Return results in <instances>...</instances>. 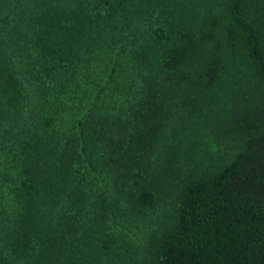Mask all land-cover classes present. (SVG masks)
Segmentation results:
<instances>
[{
    "label": "trees",
    "instance_id": "16d2710c",
    "mask_svg": "<svg viewBox=\"0 0 264 264\" xmlns=\"http://www.w3.org/2000/svg\"><path fill=\"white\" fill-rule=\"evenodd\" d=\"M0 264H264V0H0Z\"/></svg>",
    "mask_w": 264,
    "mask_h": 264
}]
</instances>
